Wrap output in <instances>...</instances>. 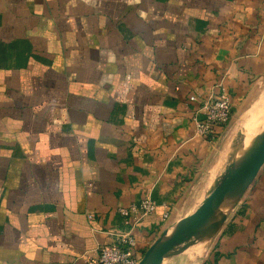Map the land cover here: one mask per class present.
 Wrapping results in <instances>:
<instances>
[{"label": "crops", "instance_id": "0c3cea01", "mask_svg": "<svg viewBox=\"0 0 264 264\" xmlns=\"http://www.w3.org/2000/svg\"><path fill=\"white\" fill-rule=\"evenodd\" d=\"M263 87L264 0H0V264H99L151 196L143 255L225 164L203 99ZM196 264H264V166Z\"/></svg>", "mask_w": 264, "mask_h": 264}, {"label": "water", "instance_id": "95a60500", "mask_svg": "<svg viewBox=\"0 0 264 264\" xmlns=\"http://www.w3.org/2000/svg\"><path fill=\"white\" fill-rule=\"evenodd\" d=\"M263 166L264 123L247 146L228 156L197 208L166 227L138 264H165L192 246L215 238Z\"/></svg>", "mask_w": 264, "mask_h": 264}, {"label": "built area", "instance_id": "2783aa9c", "mask_svg": "<svg viewBox=\"0 0 264 264\" xmlns=\"http://www.w3.org/2000/svg\"><path fill=\"white\" fill-rule=\"evenodd\" d=\"M190 100L195 101L197 98L190 96ZM201 111L205 115L204 121L197 123V132L201 135L213 133L216 126L230 124L233 118L230 95L222 88L218 94L203 99ZM157 206V202L151 196H147L137 203L120 208L119 212L127 219L132 218L133 223L127 229L114 233L112 243L100 246L99 264H138L142 254L136 251L135 228L144 217L154 213ZM168 215L166 213L164 217L167 218Z\"/></svg>", "mask_w": 264, "mask_h": 264}, {"label": "rangeland", "instance_id": "374dc122", "mask_svg": "<svg viewBox=\"0 0 264 264\" xmlns=\"http://www.w3.org/2000/svg\"><path fill=\"white\" fill-rule=\"evenodd\" d=\"M264 123V87L257 97L254 98L242 111L235 114L227 131L223 147L221 149L222 161H226L230 154L239 153L240 149L247 146L258 128ZM215 169L218 166H214ZM213 239L201 242V253L196 252L199 245H194L185 252L176 255L166 261L165 264H196L206 250L212 244ZM204 243L206 249L204 251ZM204 251V252H203Z\"/></svg>", "mask_w": 264, "mask_h": 264}]
</instances>
